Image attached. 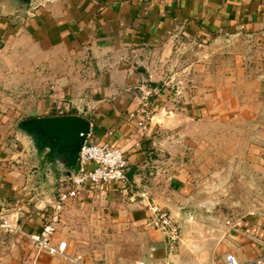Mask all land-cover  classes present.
Returning <instances> with one entry per match:
<instances>
[{"label": "crops", "instance_id": "1", "mask_svg": "<svg viewBox=\"0 0 264 264\" xmlns=\"http://www.w3.org/2000/svg\"><path fill=\"white\" fill-rule=\"evenodd\" d=\"M240 33H264V0H0V264H94V220H87L85 240L82 217L94 216L100 205L106 215L139 231L153 250L147 262L131 258L132 264H151V258L157 263L166 243L151 224L147 204H164L178 215L171 196L187 195L185 180L177 175L163 185L160 179L153 184L150 164L163 150L164 127L170 129L168 138L176 137L172 125H177L178 114L186 128L207 120L211 110L207 102L195 100L185 102L181 113L165 111L169 88L154 83L153 133L143 129L139 119L131 118L139 103L133 89L141 87L146 72L142 58L164 47L171 53L178 35L205 41ZM221 79L213 87H226ZM73 113L91 122L90 140L109 141L124 151L128 182L89 187L69 200L55 236V243L65 242L66 248L63 254L51 255L38 251L28 234L42 228L58 192L69 184V170L60 173L54 191L50 189L52 181L33 163V137L19 122ZM28 161L33 165L27 167ZM157 163V169L165 168ZM3 218L18 230L1 227ZM189 221L185 218L184 224ZM228 224L217 230L226 236V255L234 254L241 264H258L264 254V211L249 212ZM80 245L88 250L86 255ZM180 250L170 256L172 264H224L200 261L189 246L181 245Z\"/></svg>", "mask_w": 264, "mask_h": 264}, {"label": "rangeland", "instance_id": "2", "mask_svg": "<svg viewBox=\"0 0 264 264\" xmlns=\"http://www.w3.org/2000/svg\"><path fill=\"white\" fill-rule=\"evenodd\" d=\"M172 47L171 53L164 47L143 56L141 66L146 72L141 87L133 89L139 99L136 112L142 106L143 96L153 101L156 96L153 84L160 83L169 88L165 93L169 100L165 111L173 109L181 113L185 102L203 100L209 104L211 116L198 125L184 128V119L178 114L177 125H172L176 137L168 138L170 129L165 126L161 138L163 150L158 155L149 154L156 161L150 164L152 183L158 184L160 179L163 185L177 175L185 180L187 195L171 196L177 203L178 215L160 203L180 225L181 237L176 249L170 250L158 230L166 247L156 262L172 264L170 256L179 254L183 245L197 252L200 261L210 259L214 263L223 261L228 253L223 246L226 236L217 230L229 226L228 221L245 218L249 212L264 211V33L220 34L205 41L178 35ZM220 78L226 87L216 89L213 84ZM151 108L154 116L155 109L152 105ZM136 112L131 118L138 120ZM153 120L146 121L150 134ZM17 147H21L20 143ZM44 152L41 155L37 149L33 163L42 176L52 181L49 188L54 191L55 178L67 168L60 161L56 163L47 150ZM173 159L175 163L171 162ZM157 161L165 168L154 167ZM33 180L39 182L38 177L34 176ZM97 207L94 216L85 213L82 217L85 228H81L86 240L87 220H94L97 246L94 252L90 250L95 256L94 264H132L131 258L139 261L141 257L148 261L153 250L147 239L129 223L119 221L112 214L106 215L103 205ZM184 217L190 220L186 224ZM80 246L86 255L88 250ZM154 261L151 258V264Z\"/></svg>", "mask_w": 264, "mask_h": 264}, {"label": "built area", "instance_id": "3", "mask_svg": "<svg viewBox=\"0 0 264 264\" xmlns=\"http://www.w3.org/2000/svg\"><path fill=\"white\" fill-rule=\"evenodd\" d=\"M142 99V106L135 115L139 119L138 124L143 129H146V121L151 119L153 114L149 98L143 96ZM132 115L134 116V114ZM90 134L91 131L79 152V168L69 173V184L66 188L58 192L42 228L38 232L28 234L38 251H43L51 255L63 254L66 243L59 242L56 244L55 236L69 200L77 197L80 192L89 187L98 188L110 182H121L126 185L128 182L127 171L129 164L124 151L109 141H92L89 139ZM147 208L150 212L151 224L162 232L170 250L176 249L180 242L181 229L171 212L156 202L148 203ZM1 227L9 230H18L6 218H3ZM256 262L258 264H264V254ZM139 264L147 263L139 262ZM155 264L164 263L157 262ZM224 264L241 263L234 254H228L224 259Z\"/></svg>", "mask_w": 264, "mask_h": 264}, {"label": "water", "instance_id": "4", "mask_svg": "<svg viewBox=\"0 0 264 264\" xmlns=\"http://www.w3.org/2000/svg\"><path fill=\"white\" fill-rule=\"evenodd\" d=\"M19 127L31 134L39 152L47 150L56 163L63 162L68 173L79 168V152L91 131L87 118L77 114L30 117Z\"/></svg>", "mask_w": 264, "mask_h": 264}, {"label": "trees", "instance_id": "5", "mask_svg": "<svg viewBox=\"0 0 264 264\" xmlns=\"http://www.w3.org/2000/svg\"><path fill=\"white\" fill-rule=\"evenodd\" d=\"M73 114H74V113H73ZM53 115H55V116H56V115H62V114H53ZM63 115H64V114H63Z\"/></svg>", "mask_w": 264, "mask_h": 264}]
</instances>
